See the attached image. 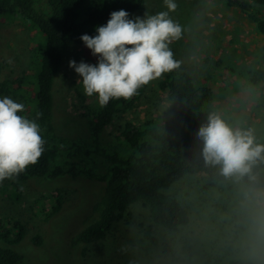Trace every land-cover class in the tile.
Masks as SVG:
<instances>
[{"label":"trees","instance_id":"1","mask_svg":"<svg viewBox=\"0 0 264 264\" xmlns=\"http://www.w3.org/2000/svg\"><path fill=\"white\" fill-rule=\"evenodd\" d=\"M249 19L260 35L264 36V0H218ZM145 0H0V20L5 23L28 24L42 38V46L34 50V68L31 81L25 76L0 78V96L19 98L26 110L18 115L35 119L44 140L43 152L35 164L1 184V193L8 197L12 187L17 199L21 185L32 179L54 180L66 177L72 182L94 181L100 184V199L85 214L83 227L71 239V248L80 250L85 257L86 247L97 245L110 233L121 213L141 203L148 209L150 223L145 227L146 237L154 241L153 228L174 231L185 226L188 213L178 200L165 189L187 175H204L217 183L216 169L205 166L200 154L201 143L194 142L186 129L195 118L213 103L212 90L196 87L188 73L174 72L156 84L174 106L165 108L157 119H130L137 104L147 96L149 82L130 99H111L106 106L98 102L83 106L79 120L62 107L55 93V85L63 69V51L68 46H83L80 36L95 35V27L103 25L109 14L126 10L130 15L141 10ZM253 85H264V76L252 72ZM250 80V81H251ZM63 104L62 99L60 100ZM62 112V113H61ZM65 114V115H63ZM61 118H70L83 125L82 133L58 132ZM264 143V133L256 136ZM264 167V166H262ZM8 186V187H6ZM77 192V190H76ZM56 194V196L54 195ZM45 212L31 210L44 226L55 214L68 211L60 189ZM42 198V199H41ZM72 199V198H70ZM71 201V200H69ZM38 203V202H37ZM40 227H44L41 224ZM37 227V226H35ZM38 228V227H37ZM41 230V228H40ZM27 232L25 225L12 217L0 218V264H20L22 255L12 249ZM40 234L32 236L34 246L43 242ZM184 261L193 258L195 250L189 241L181 248ZM208 264H236L231 259L223 263L212 259Z\"/></svg>","mask_w":264,"mask_h":264},{"label":"rangeland","instance_id":"2","mask_svg":"<svg viewBox=\"0 0 264 264\" xmlns=\"http://www.w3.org/2000/svg\"><path fill=\"white\" fill-rule=\"evenodd\" d=\"M175 2L177 7L170 16L182 26V35L170 44V48L178 67L150 81L147 96L130 113V119H157L165 108L174 106L166 94L158 91L156 84L166 75L185 72L196 87H208L213 94V103L186 129L194 142L201 143L196 132L210 112L218 113L233 127H251L255 136L263 134L264 85H253L251 78L252 72L264 76V36L239 11L218 0ZM166 10L163 0H145L142 9L130 18H143ZM259 10L264 16V8ZM41 46L42 38L28 24L0 20V78L26 75L25 79L30 82L34 50ZM70 60L95 64L96 57L85 45L68 46L63 51L64 66L55 93L63 102L61 104L59 100L60 110L64 105L68 113L79 120L84 113L83 106L96 103L97 99L95 95L84 94L78 74L69 67ZM3 96L23 104L17 97H0ZM61 117L56 125L58 132L82 133V124ZM20 185L22 194L17 199L12 187L7 189L8 197L3 196L6 192L1 193L4 184L0 183V218L9 216L20 220L27 229L23 240L12 247L23 257L20 264H208L212 259L223 263L231 260L221 254L216 239L220 228L218 213L224 210L223 202L217 197L222 189L204 175H187L165 189V193L175 197L187 211L189 221L185 226L174 231L155 227L152 241L145 232L150 223L148 209L139 203L120 214L100 243L85 246L84 258L80 256V250L70 247V238L83 227L85 214L102 196L100 184L88 180L72 182L63 177L54 180L36 178ZM56 189H60L66 204L73 205L68 211L55 214L45 226L43 222L38 224L40 219L31 210L46 213L54 199H38L51 196ZM35 234H40L44 240L38 247L31 242ZM186 240L195 250L189 261H184L181 251Z\"/></svg>","mask_w":264,"mask_h":264},{"label":"clouds","instance_id":"3","mask_svg":"<svg viewBox=\"0 0 264 264\" xmlns=\"http://www.w3.org/2000/svg\"><path fill=\"white\" fill-rule=\"evenodd\" d=\"M166 11L130 18L126 10L109 14L95 35L80 40L96 63L69 61L84 94L103 107L111 99H130L137 90L178 67L170 44L180 39L182 26L171 18L177 4L163 0ZM22 103L0 97V182L35 164L44 148L35 119L18 115ZM205 166L216 169L224 210L218 213L216 234L222 255L236 264H264V143L251 127H233L210 112L196 132Z\"/></svg>","mask_w":264,"mask_h":264}]
</instances>
